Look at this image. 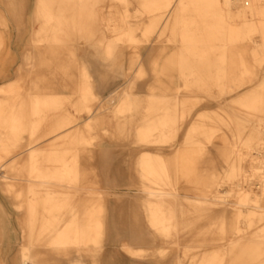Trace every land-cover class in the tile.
<instances>
[{
  "label": "rangeland",
  "instance_id": "374dc122",
  "mask_svg": "<svg viewBox=\"0 0 264 264\" xmlns=\"http://www.w3.org/2000/svg\"><path fill=\"white\" fill-rule=\"evenodd\" d=\"M167 1L169 6L162 7ZM181 1L0 0V87H10V94L0 93V103L7 107L0 115V213L7 206L25 213L14 216L25 222L27 234L13 252L16 264H23V246L35 264H40L39 249L45 246L60 256L99 250L104 207L108 198L118 196L104 186L106 164L112 166V176L121 172L136 180L128 191L137 190L149 226L168 243L154 253L159 259L174 253V264H264V92L258 75L264 74V65L252 67L264 49V0H218L254 22L253 32L228 51L226 63L219 58L220 35L212 44L206 40L215 17L205 14V4L188 5L183 25L198 36L199 28L205 30L200 40L184 39L181 30L167 28L170 12ZM236 19L243 23V17ZM83 66L89 81L80 77ZM251 71L255 75H248ZM228 83L233 90L222 93ZM83 85L96 95L86 102L80 93ZM125 88L133 93L125 98L130 108L116 115ZM115 89L114 103L109 104L105 96ZM175 115L179 123L171 121L163 134L152 138L153 130L147 136L140 131L158 117ZM70 118L76 119L70 124L74 127L46 135L48 126ZM4 119L7 126L2 125ZM41 146L49 149V156L40 163L58 166L63 155L76 159L74 180L51 178L49 186L65 196L64 184L72 185L66 194L78 205L94 198V246H52L29 236L30 190L45 192L38 182L42 178L30 174L28 157L30 148ZM144 150L157 162L168 163L169 175L159 178L157 188L158 197L164 198L162 216L173 221L167 237L148 219L146 191L153 182L140 172ZM14 191L21 192L20 199ZM177 207L185 210L176 215ZM5 220L0 214V223ZM1 238L0 232V245ZM0 264H7L1 248Z\"/></svg>",
  "mask_w": 264,
  "mask_h": 264
},
{
  "label": "bare ground",
  "instance_id": "6f19581e",
  "mask_svg": "<svg viewBox=\"0 0 264 264\" xmlns=\"http://www.w3.org/2000/svg\"><path fill=\"white\" fill-rule=\"evenodd\" d=\"M221 3L224 2H218V0H202V1L182 0L181 2H179L178 8L170 12V17H169L170 19H168L167 28L181 30V32L184 35L183 36L184 39L188 36L191 39L198 38L200 40V36L203 35L205 30L203 31L201 28H199L200 29L199 32H201L202 34L198 36V33L195 32L190 33L189 31H187L188 28L183 25H185V22L188 20L186 17V7L188 5L205 4V6L207 7V11H205V14L207 13L208 15L215 17V22L212 24L211 28L209 27L210 29L208 31V34L207 32L205 34L206 40H209V43L212 44V40L215 39L218 35H220L219 39L221 40V47L223 48V51L222 53L219 54L220 55L219 58L223 63H226L228 62V55H227L228 51H231L233 48H236L235 46L240 45V42L238 41H240L242 37L247 36L253 32L254 22L248 19L246 20L247 17L245 15V12L239 10L234 11L228 4L224 3L225 9L221 8L220 6ZM169 4L170 2L167 1L162 7L167 8ZM78 6H79L78 14L80 16L81 14H83L81 10L82 4L78 3ZM236 17L237 18L243 17V23L237 24L238 20L236 19ZM179 21H183L184 23L181 24ZM116 30H122V31L124 30L126 32V30L123 29V27H118L116 28ZM243 61L245 62V60ZM263 65H264V49L261 50L260 59L253 62L252 67L253 69L254 68L256 69L258 67L263 68ZM248 75H255V71H251V73L249 72ZM258 75L260 76L261 90L264 92V74H262V72H260L259 74L258 72ZM90 76L91 75L87 71V68L83 66L80 77L84 80L89 81ZM225 86L226 87L222 88V93H225L226 90L227 91L233 90L232 84L228 83L225 84ZM117 92L118 91H116L115 89L105 96L106 99L108 98L109 104L114 103L113 99L115 98ZM0 93L10 94V87L8 86L0 87ZM80 93L81 96L84 98L85 102L88 99L87 97L96 96L89 85H83V87L80 89ZM131 95H133V93L129 90V88H125L122 90L119 96L120 102L117 105L118 107L116 108V115H121L122 113L129 110L130 105L125 101V98L130 97ZM15 99L16 98H13V100ZM36 105L37 104L34 103L35 107H37ZM242 107L244 111L247 110V107L244 104H242ZM83 109L88 113L91 112V107L88 104H85ZM2 112L5 113L7 112L6 103H0V115ZM18 116H21L20 111L18 112ZM91 118L92 115L90 114L85 120L87 125L90 123ZM175 118L176 115L173 116V118H170L168 116L158 117L150 124L142 125L140 131L142 134L146 135L148 132H150L149 130H153L152 134H150V136H152L153 138L155 133L163 134L166 131V129L169 127V123L171 121H173V124L176 123L178 124L179 122L177 121V119L175 120ZM184 118L185 115L183 114L180 118L181 121ZM75 121L76 119L70 118L65 122L63 121L59 125L56 124L55 126H48L47 131L45 133L47 135L48 133L59 129H64V130L70 129L74 127L73 125L70 124L74 123ZM2 125L7 126V122L5 119L2 122ZM19 125L21 127L22 123L20 122ZM161 136L163 137L164 135ZM14 137L12 138L13 140ZM152 138L150 140H153ZM84 141L87 140L85 139ZM7 143L8 141L6 142V145H8ZM30 149L31 150L29 152V157H28L29 164L31 166L30 174L32 176L42 178L41 181L43 182L46 181L47 183H50L52 182V180H48V179L63 178L67 180V182H70L73 181L74 178L78 175L76 159L74 161H70L66 158V155H63L62 157L63 161L58 166L56 164H52V163L50 164L48 162L40 163L39 162L40 159L44 157L48 158L47 156H49L48 155L49 149H42V150L32 149V148ZM139 165H140V172L143 178L145 179L152 178V182H153V185H150L149 190L147 189L146 191L149 195L147 198V211H148L149 222L158 232H161L164 237H167L169 235V231L171 230L173 221H171L170 219L167 220L166 218H164V216H162L164 210L163 208L165 206L164 198H162L161 196L158 197L159 193L157 188L160 185L159 178L166 179V177L169 175L168 163L166 161L157 162L156 157L152 156V153L145 151L140 155ZM1 175L3 177L6 176L4 174ZM43 178H45V180ZM42 188L45 192V194L43 193L44 195L42 194L39 195V192L34 191V189L31 188L32 190L30 191H32L33 196L29 198L27 201V208H28L27 221L30 228L29 232H31L28 233L29 236L33 238L36 237L39 240H48V243H50L52 246L56 245L61 247L70 243L80 244L81 235L87 232L88 225L92 223H94V227H96L97 225L96 209L94 216L92 215L87 216L86 212L84 214H81L78 208V203L76 202V200L69 198L67 196L68 193L66 194L65 192V196L63 195L59 196L57 195L58 193L56 194L55 190L53 191L50 189L49 184L47 186H42ZM15 194L18 199H20L22 196L20 191H15ZM22 206H23L22 204L18 203V207L21 208ZM97 210L99 212L101 211V209L99 208ZM24 223L25 222H22V224ZM260 236L264 238V234ZM22 237L23 239L27 238V234L23 233ZM25 250H27V248L23 246L21 249L23 254V264H28V262H30L31 264H35L34 262L35 257H32V259L30 256L28 257L27 252Z\"/></svg>",
  "mask_w": 264,
  "mask_h": 264
},
{
  "label": "crops",
  "instance_id": "0c3cea01",
  "mask_svg": "<svg viewBox=\"0 0 264 264\" xmlns=\"http://www.w3.org/2000/svg\"><path fill=\"white\" fill-rule=\"evenodd\" d=\"M39 150H42V146L39 147ZM142 152H145V150ZM106 166L108 169L103 172L104 186L106 189L108 188L106 190L108 193H114L118 196L108 198L107 205L104 207L106 221L104 222V234L99 250L96 253L90 250V253L60 256L45 246L39 249L40 264H174L176 259L174 253L164 259H159L154 254L159 248L166 247L168 243H163L162 238L158 239L154 230L149 226L145 209L139 205L137 200V194H139L137 190L128 191L127 188L131 186V183L136 182V180L133 182L132 180H128L131 176L121 172L118 175L112 176V166L106 164L104 167ZM38 182L41 186L53 183L41 180ZM64 185L66 188L65 192L71 193L70 188L72 185ZM112 186H117L118 189L113 190L111 189L113 188ZM130 195H134V198H131ZM94 204V198L90 199L89 197L86 200V204L78 205V208L81 214L86 212L87 216H94ZM181 210L185 209L177 207L174 213L180 215ZM21 213L25 214L20 211L15 212L13 208L8 206L6 207V211L0 213L6 216L5 222L0 223L2 237L0 248L7 255V264H16V257L13 252L17 246L20 248L23 242L22 235L23 233L25 234L26 227L16 221L14 217L22 215ZM94 230V223L88 225L87 232L81 235V246L84 245L86 248L94 246ZM174 240L175 238L170 239V241ZM178 240H181V238H178ZM45 241L48 242V240ZM180 245L185 246L186 243H180Z\"/></svg>",
  "mask_w": 264,
  "mask_h": 264
}]
</instances>
